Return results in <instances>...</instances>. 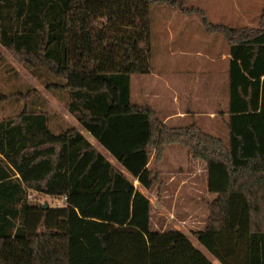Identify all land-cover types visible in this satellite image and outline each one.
Masks as SVG:
<instances>
[{
    "label": "trees",
    "instance_id": "16d2710c",
    "mask_svg": "<svg viewBox=\"0 0 264 264\" xmlns=\"http://www.w3.org/2000/svg\"><path fill=\"white\" fill-rule=\"evenodd\" d=\"M159 3L228 44L227 143L131 102L130 76L150 72ZM0 47L48 73L45 90L79 127L53 132L40 95L14 92L23 105L0 120V264H212L182 232L152 229L151 203L134 187L162 185L149 166L172 144L205 164L214 196L198 243L219 264H264V5L258 27L233 29L179 0H0ZM31 194L63 203L43 208Z\"/></svg>",
    "mask_w": 264,
    "mask_h": 264
},
{
    "label": "rangeland",
    "instance_id": "374dc122",
    "mask_svg": "<svg viewBox=\"0 0 264 264\" xmlns=\"http://www.w3.org/2000/svg\"><path fill=\"white\" fill-rule=\"evenodd\" d=\"M186 7L199 9L203 15L214 24L238 29L258 27V18L264 5V0H179ZM251 23L252 26L246 25ZM150 66L153 70L172 65L188 67L193 70L197 81L212 67H216L215 76L219 71L221 63L219 57L227 53L228 44L223 36L217 33H208L202 26L199 16L183 15L178 10L163 3L150 6ZM201 55V56H200ZM217 60L209 63V58ZM169 74V73H168ZM51 80L44 70L32 73L24 65L18 63L6 50L0 47V120L17 114L23 100H16L14 92L33 89L45 101L43 106L52 115L51 130L57 127L72 126L79 128L75 119L67 112L64 100L57 99L45 90V82ZM198 88L192 91L190 100L195 103L197 98L201 99L207 90L196 93ZM197 94V96H196ZM39 98V99H40ZM181 98V97H180ZM40 99V100H41ZM181 107L186 105L182 100ZM44 107L41 106V108ZM157 113V112H156ZM159 116V115H158ZM170 121L168 126L182 127L193 124L201 132L221 138L224 143L228 142V132L223 124V119L218 117H206L200 115L193 119L189 118L184 123ZM60 124V125H59ZM167 125V124H166ZM114 162V160L111 158ZM153 161V157L151 158ZM163 165L157 167L150 163L149 169L158 171L161 178L169 183L179 182L181 179L187 181V185L175 194L173 185H168L169 195L156 199L154 194L148 195L151 209L152 229L159 228L176 229L187 236L189 241L196 247L211 263L219 264L198 243L193 233L201 229L207 216V201L214 196L210 195L205 183V164L197 161L194 165L190 162V154L180 144H172L165 147ZM119 168V167H118ZM40 204L48 206H60L58 199L44 195L34 194L30 196Z\"/></svg>",
    "mask_w": 264,
    "mask_h": 264
},
{
    "label": "crops",
    "instance_id": "0c3cea01",
    "mask_svg": "<svg viewBox=\"0 0 264 264\" xmlns=\"http://www.w3.org/2000/svg\"><path fill=\"white\" fill-rule=\"evenodd\" d=\"M246 25L252 26L251 23ZM219 58L221 66L217 74L215 76L213 75L216 73V67L210 68L203 74L202 78L200 77L197 81V86H195L196 81L193 79L196 75L193 70H188L187 66L186 68L178 67V65H172L166 68L160 66V68H156V70H153L150 66V72L146 75H131L130 99L132 104L151 107L167 125L170 121H174L173 123H184L189 118L193 119L200 115L212 117L213 119L214 117L220 119L226 118L228 109V64L230 56L227 52L222 53ZM216 62V59L209 58V63L214 64ZM194 88H198L196 93L203 92L205 89L207 92L206 94L203 93L201 99L197 98L196 102L192 103L190 100L192 99L191 94ZM180 100L186 105L184 108L181 107ZM81 134H83L90 143L94 144L93 139L85 132L81 131ZM99 150L108 161L113 163L104 150L101 148H99ZM162 162L159 165H163L164 163ZM190 162L194 165L197 161L190 158ZM188 179L191 180L192 178ZM188 179L187 181L181 179L176 183L170 182L174 187L173 189L177 187L175 194L179 193L185 184L187 185ZM161 180L162 185L156 187V190L152 193L146 192L145 189L140 187L137 181H134L133 184L135 189L147 198L148 195L154 194L156 199H160L161 196L170 194V191H168V185L170 183L165 181L164 178H161ZM56 201L61 204L63 203L62 199Z\"/></svg>",
    "mask_w": 264,
    "mask_h": 264
},
{
    "label": "water",
    "instance_id": "95a60500",
    "mask_svg": "<svg viewBox=\"0 0 264 264\" xmlns=\"http://www.w3.org/2000/svg\"><path fill=\"white\" fill-rule=\"evenodd\" d=\"M47 206H48V205L45 203V204L43 205V208H47Z\"/></svg>",
    "mask_w": 264,
    "mask_h": 264
}]
</instances>
